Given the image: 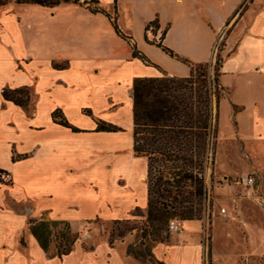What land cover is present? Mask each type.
<instances>
[{
	"label": "crops",
	"instance_id": "obj_1",
	"mask_svg": "<svg viewBox=\"0 0 264 264\" xmlns=\"http://www.w3.org/2000/svg\"><path fill=\"white\" fill-rule=\"evenodd\" d=\"M246 1L99 0L130 41L108 16L75 3L0 7V169L12 180L0 184V264H64L79 247L76 242L62 258L46 253L26 221L29 210L38 217L32 222L65 221L76 234L88 224L76 227L74 221L112 222L133 216L138 208L147 213L148 183L141 180L147 177V161L133 151L134 80L191 74L188 64L158 43L195 64L211 65L223 56L216 177L236 178L222 189L242 213L248 203L264 214V0L242 7ZM133 44L151 63L134 58ZM20 88L29 90L26 106L3 96L5 89ZM56 110L82 132L54 122ZM98 122L122 131L98 132ZM20 155L26 158L14 161ZM248 176L255 178L251 198L240 183ZM180 225L181 231L153 247L154 257L165 264H205L201 221ZM121 243L127 263L145 264L127 254L129 239L113 246L107 239L102 262L89 264H127L116 255ZM32 247L37 258L30 255ZM94 251L93 246L89 252ZM218 257L215 251L214 264Z\"/></svg>",
	"mask_w": 264,
	"mask_h": 264
},
{
	"label": "trees",
	"instance_id": "obj_2",
	"mask_svg": "<svg viewBox=\"0 0 264 264\" xmlns=\"http://www.w3.org/2000/svg\"><path fill=\"white\" fill-rule=\"evenodd\" d=\"M12 2L50 8L62 3H75L87 7L95 14L102 13L108 16L117 33L130 41L120 30L115 17L99 6V0H84L83 3H80V0H0V7ZM243 5L242 7L247 6V1ZM156 23L155 21L151 25ZM158 44L165 52L188 64L191 67V74L185 78L167 75L137 77L133 84V151L136 157L147 161L148 207L146 225L141 235L142 240L130 244L127 254L145 264H165L154 257L153 247L169 239L171 233L169 226L172 220L185 222L196 219V206L200 204L198 201H202L205 196L203 179L196 170L204 162L212 126L208 93L209 64L192 63L181 58L162 43ZM132 49L134 58L151 63L135 44ZM221 66L222 60L220 59L216 71L219 72ZM3 96L6 100L13 101L20 106H26L30 99L27 88L5 89ZM53 120L74 132H82L69 123L61 110L53 113ZM96 131L117 132L122 129L110 123L98 122ZM23 158L26 156L13 157L14 161ZM11 181L9 173L0 169V184L9 185ZM124 222L131 224L130 219H124L115 220L114 225ZM58 228L60 229L57 239L60 241L54 256L62 258L74 250L78 240V234L72 232L70 224L65 221L43 220L31 222L30 226L31 232L46 253H49L53 242V230ZM134 228H125L123 231L113 228L108 237L109 244L113 246L116 242L122 241ZM163 230L166 231V237L161 234Z\"/></svg>",
	"mask_w": 264,
	"mask_h": 264
},
{
	"label": "rangeland",
	"instance_id": "obj_3",
	"mask_svg": "<svg viewBox=\"0 0 264 264\" xmlns=\"http://www.w3.org/2000/svg\"><path fill=\"white\" fill-rule=\"evenodd\" d=\"M249 1L250 0H247V3H249ZM83 2L84 0H80V3ZM219 42L220 45L218 46V49L221 51L224 41L221 39ZM220 59L223 61V56L218 54L216 60L211 65H209L208 68V77L210 83L208 87V93L212 114V126L209 136V146L207 152L205 153L204 162L202 165H199L196 170L198 173H200L199 176L203 179L205 186V196L202 201H198L196 199V202L198 201L200 204H198L195 209V220L201 221L202 223L201 243L202 248L205 251L203 260L206 259L209 264H212V255L216 251L218 252L219 257L217 258L215 264H264V234H261V232H264V214L255 210L253 211L252 208H255L251 207L252 205L248 203H244L246 214L245 212L242 213L241 206L239 207L237 203L236 205L230 200H227V198H225L227 197V193L222 189L224 188L223 185L225 184L226 180H228L230 185H233L236 178L216 177L215 173L216 141L214 135L217 131V104L218 98H220V89L218 86L219 72L218 70L216 71V68L218 67ZM1 152L3 160H7V152ZM143 166V163H140L139 168L142 169ZM156 167H158L157 163ZM166 178L170 177L166 176ZM145 180L147 183L148 176ZM153 182L155 183V180H153ZM190 189L192 190V188ZM208 204H210V212L207 211ZM225 207H228L229 209V214L226 217L220 214L222 208ZM233 209L236 211H233ZM28 212L29 214L33 213L31 210ZM247 212H250L251 215L249 213L247 215ZM29 214L26 217L27 223L38 219V217H34L33 214ZM124 219H130L131 224H126L124 222L118 223L115 226L114 221L108 222L100 218L93 219L91 223L74 221V226L76 227L81 225L84 227V225H88H86L85 229L82 231H77L74 228L78 234L77 243L79 244V247H77L72 258H70L67 263L64 264H89L90 261L95 260L102 262V258L104 257V253L107 248L106 242L113 228H119V230L123 231L125 228L135 227L131 233L126 235L123 241L129 239L132 241V244H134L137 243L138 240H142L141 235L146 225L147 213H145L142 208H139V210L134 212L133 216ZM174 220L177 221V219ZM181 223L182 222L179 221V225ZM14 226H18V224L14 223ZM205 227L209 230V242H205V234H203V229ZM250 227H252V230ZM257 228L258 230H256ZM59 229L60 228L53 230V242L50 250L51 254L56 253L57 251V246L60 241L57 239V236L59 235ZM170 232V236L175 233L172 230H170ZM116 234L117 233H115V235ZM161 234L163 237H166L165 230H163ZM152 238H154L153 235ZM93 246L95 247V251L93 253L89 252ZM116 250V255L118 256L117 258L126 262V257L123 253L124 244H119ZM35 251L36 250L32 247L30 255L34 258H37L38 256ZM12 252L16 256L19 255L26 258V256L18 249H13ZM94 253H97V255Z\"/></svg>",
	"mask_w": 264,
	"mask_h": 264
},
{
	"label": "built area",
	"instance_id": "obj_4",
	"mask_svg": "<svg viewBox=\"0 0 264 264\" xmlns=\"http://www.w3.org/2000/svg\"><path fill=\"white\" fill-rule=\"evenodd\" d=\"M153 28H154L153 25H150L149 28H148V32L152 31ZM224 36H225V32L221 34L220 41H221V39L223 40ZM240 183H242L244 185V193H243L244 196L248 197V198L253 197V195L255 194V178L248 176V177L242 179V181ZM207 209H208L207 210L208 212L211 211L210 210V204H208ZM226 212H227L226 208H223L222 211H221L222 214H226ZM169 227H170V230H172V231H177V232L181 231V227H180L178 221L172 220L170 222V226ZM203 234H205V242H209L210 235H209L208 228L205 227L203 229ZM204 263L205 264H209L206 261V259H204Z\"/></svg>",
	"mask_w": 264,
	"mask_h": 264
},
{
	"label": "bare ground",
	"instance_id": "obj_5",
	"mask_svg": "<svg viewBox=\"0 0 264 264\" xmlns=\"http://www.w3.org/2000/svg\"><path fill=\"white\" fill-rule=\"evenodd\" d=\"M145 179H146V177L142 175L141 176V180H145Z\"/></svg>",
	"mask_w": 264,
	"mask_h": 264
}]
</instances>
